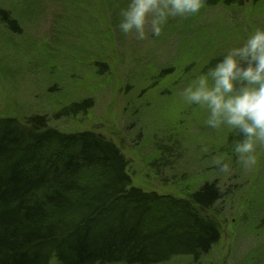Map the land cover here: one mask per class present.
<instances>
[{
	"label": "rangeland",
	"instance_id": "rangeland-1",
	"mask_svg": "<svg viewBox=\"0 0 264 264\" xmlns=\"http://www.w3.org/2000/svg\"><path fill=\"white\" fill-rule=\"evenodd\" d=\"M127 4L0 0L7 12L0 14V117L43 115L61 132L101 133L128 160L131 185L145 191L181 198L217 183L220 239L197 260L178 255L157 264H264V148L254 168H242L231 151L235 137L209 128L206 112L179 95L203 61L264 27V0H204L197 14L169 18L159 37L144 40L118 28ZM84 99L86 112L60 115Z\"/></svg>",
	"mask_w": 264,
	"mask_h": 264
},
{
	"label": "trees",
	"instance_id": "trees-1",
	"mask_svg": "<svg viewBox=\"0 0 264 264\" xmlns=\"http://www.w3.org/2000/svg\"><path fill=\"white\" fill-rule=\"evenodd\" d=\"M90 107L84 99L60 115ZM127 166L101 133L0 117V264H157L210 251L221 236L217 183L177 198L131 185Z\"/></svg>",
	"mask_w": 264,
	"mask_h": 264
},
{
	"label": "clouds",
	"instance_id": "clouds-1",
	"mask_svg": "<svg viewBox=\"0 0 264 264\" xmlns=\"http://www.w3.org/2000/svg\"><path fill=\"white\" fill-rule=\"evenodd\" d=\"M204 0H128L121 10V33L144 40L159 37L169 18L197 14ZM147 26V31H146ZM206 70H193L180 89L186 105L206 112L204 123L211 129L232 134L231 151L244 169L258 164V149L264 148V27H256L238 45L214 53L204 64ZM224 173L230 166L222 157L214 160Z\"/></svg>",
	"mask_w": 264,
	"mask_h": 264
}]
</instances>
